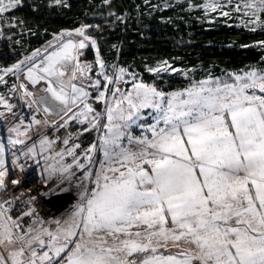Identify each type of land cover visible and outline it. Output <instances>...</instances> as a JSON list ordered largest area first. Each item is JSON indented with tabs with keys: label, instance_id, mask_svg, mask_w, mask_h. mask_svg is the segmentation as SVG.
I'll use <instances>...</instances> for the list:
<instances>
[{
	"label": "snow or ice",
	"instance_id": "obj_1",
	"mask_svg": "<svg viewBox=\"0 0 264 264\" xmlns=\"http://www.w3.org/2000/svg\"><path fill=\"white\" fill-rule=\"evenodd\" d=\"M21 5L22 0H0V16ZM189 6L230 16L216 0ZM234 10L249 17L241 18L245 27L264 28V0H243ZM91 27L54 33L47 47L0 69V84L7 86L5 77L14 76L8 91H19L30 110L29 116L18 114L0 94V118L7 121L8 113L17 121L7 127V145L0 139V189L8 190L6 175L16 186L12 191L29 188L37 176L28 160L36 167L43 161L40 176L49 179L67 174L71 181L74 166L83 172L76 201L49 226L43 219L25 226L22 217L34 209L13 219L10 200L0 201V264H264V66L209 75L165 92L125 67L109 65ZM256 43L264 48V40ZM88 47L95 49L94 62L81 60ZM146 70L188 75L167 60ZM29 85H40L43 94ZM93 102L102 103L103 111ZM146 109L154 113L153 123L139 127L151 136L133 137L127 130ZM70 122L88 126L65 136V147L54 152L60 137L50 139L47 128L59 131ZM101 128L99 145L93 142L79 154L80 143L68 146L71 135ZM33 131L35 138L29 136ZM125 135L135 150L123 146ZM17 145L22 147L11 152L9 167L8 146ZM97 150L103 158L93 171L88 165Z\"/></svg>",
	"mask_w": 264,
	"mask_h": 264
},
{
	"label": "trees",
	"instance_id": "obj_2",
	"mask_svg": "<svg viewBox=\"0 0 264 264\" xmlns=\"http://www.w3.org/2000/svg\"><path fill=\"white\" fill-rule=\"evenodd\" d=\"M111 6L117 15L128 12L129 17L124 22L106 19L107 7L102 0H64L60 5L23 2L6 14L10 27L6 28L0 42V69L10 67L40 48L53 38L54 33L82 24L92 25L89 32L93 35L95 30L99 31L97 42L107 63L135 68L144 82H154L166 92L187 87L192 80L198 81L207 75L222 77L227 72L264 66L261 65L264 48L256 43L264 40V30L252 31L222 20L198 22L177 18L172 22H161L159 18L169 12L152 19H138L132 15L133 6L128 0L113 1ZM84 60H93L91 50ZM164 60L172 67L193 71L192 80L179 73L154 80L144 70V65Z\"/></svg>",
	"mask_w": 264,
	"mask_h": 264
},
{
	"label": "rangeland",
	"instance_id": "obj_3",
	"mask_svg": "<svg viewBox=\"0 0 264 264\" xmlns=\"http://www.w3.org/2000/svg\"><path fill=\"white\" fill-rule=\"evenodd\" d=\"M25 1H27V2H39L40 1V2H47L50 5H60L63 3L64 0H61L60 4H56L55 0H22V4ZM102 1H103L105 8L107 7V11L104 15V16H106V19L112 18V20L114 22H116L118 20H120L121 22H124L129 17L128 12H126L125 15H117L113 11V8L111 6V2H113V1L118 2L120 0H110V2L107 4L104 3V0H102ZM128 2L130 5L133 6L132 15L135 17L137 16L138 19H139V17L140 18H146V19H152L156 15L162 16V13L169 12V15L164 16V17H160L159 20L161 22H172L171 20H175L177 18H186V19L190 18V19H194L195 21H198V22H214L215 20H222V22H226V23L232 22V23L236 24L237 26H242L246 29H251V27H252L251 25H249L248 27H245L244 24L241 23V18H243L245 22L249 18V17L243 16V11L236 12L234 10L235 5L237 3L242 4L243 0H231V4H228V0H216V2H218V3L227 5L223 10L230 12L229 17L221 16L219 14V10L215 11V12H213L211 10L205 11L203 8H195V7L189 6L190 4L202 5L206 2V0H147V2H146V0H128ZM110 13H115V15H110ZM6 14L3 16H0V33H2V34H0V42L2 41L3 37L5 36L6 28L10 27L7 24ZM118 17H119V19H118ZM106 22L109 23L108 25H110V26L113 25V22H108V21H106ZM256 30H264V28L257 26ZM88 32H89V30H88ZM97 33H99L98 30H95L94 35L89 32V34L92 35L98 41L99 37L97 36L98 35ZM13 36H14V34H13ZM52 40H53V38L50 39L49 41H52ZM48 42H46L40 48L43 49L44 47H47ZM90 50L92 51V54H93V60L87 61V62H94L95 61V49H93L91 47H88L86 50H84V54H83V56H81L82 61H85L84 57L86 56V54ZM26 56H24V57H26ZM24 57H22L21 60H23ZM158 62L159 61H156L150 66L144 65V70L147 72V74L149 76H153L155 78L154 80H157V78L160 76H164V75H168V74L179 73L180 75L184 76L180 72L161 73L160 76H156L155 74L150 73L146 70V66L147 67H156ZM108 64L111 65L113 63H108ZM169 64H171V63L169 62ZM118 67H122V66H118ZM125 68L128 69L129 72L138 74V77L141 78L140 73L135 68H130V67H125ZM109 74H111V70L109 71ZM193 75H194L193 71H188V75L184 76V77L190 78L192 80ZM208 76L209 75L205 76L204 78H206ZM93 77H95V66H94ZM124 78L128 79V80L131 79V77H129L127 75ZM204 78H202V79H204ZM5 79L8 80L9 83L7 86L0 84V94H4L6 96V98L9 99V102L16 106L13 109V111L17 112L18 114L22 112L25 116H29L30 110L24 106V101L21 99L19 91L16 94H12L8 91V89L11 87V84L16 82L15 77L12 76L11 74H9L8 76L5 77ZM21 79H23V76L21 77ZM38 86L39 85L36 86V89H32V86L29 85V88H30V90L36 91L37 95L42 94L38 90ZM120 87L122 89L125 87H130V84L129 85L121 84ZM90 91H92L93 96L96 94L94 90L90 89ZM167 92H169V91H167ZM93 103H94V107H96L97 110L103 111L104 105L102 103H95V102H93ZM3 110H4L3 106H0V111H3ZM6 115L9 117L7 121H5L3 118H0V137L1 136H8L9 133L7 132V127H9L12 124H15L17 122L15 119H12L10 114L6 113ZM42 115H43L42 113L38 114V118H42ZM153 116H154V113L152 112L151 109L144 110L143 118L140 121H138L136 124H132L130 129H128L127 131H130L131 134L133 135V137H141L143 135H148L150 137L151 133L146 131L145 129H142L141 127H139V124L140 123L152 124L153 123ZM103 122H106V120H103ZM50 129H51V127H48L47 131H49ZM34 131H35V129H34ZM34 131L29 132L30 137L35 138L34 137ZM40 131H45V129L40 128ZM103 132H104V130L101 128L99 134L97 135V145H99V142H100L99 141V135H102ZM28 144L30 145L31 142L29 141ZM122 144L124 147H131L133 150H135L137 148L135 141H133L132 144H129V140H128L127 135H125L122 138ZM21 147L22 146L15 147L14 150L16 151L17 149H19ZM102 158H103V153L100 152L99 150H97L93 154L92 163L90 165H88V167L91 168L93 171H95L96 169H98L100 167V160ZM77 195H78V192H64L62 195H57L56 197H54L53 201H52V207H53L54 211H53V215L51 216V218L49 220H54L56 218H62V216L66 212V210L69 209L71 207V205L76 201ZM45 226H49L47 224V221L45 223ZM51 227L54 228L55 226L51 225ZM109 242H111V238L109 239ZM0 250H3V249L0 248ZM171 251L174 252V251H176V249L172 248Z\"/></svg>",
	"mask_w": 264,
	"mask_h": 264
},
{
	"label": "built area",
	"instance_id": "obj_4",
	"mask_svg": "<svg viewBox=\"0 0 264 264\" xmlns=\"http://www.w3.org/2000/svg\"><path fill=\"white\" fill-rule=\"evenodd\" d=\"M103 122V121H102ZM87 124L80 125L75 122H70L66 128L59 129V131L51 128L47 131L49 138H54L56 136L60 137V140H57L53 151H60L61 148L65 147L62 144V140L65 136H69L70 134H74L82 131L84 127H87ZM97 131L93 130L87 133H83V135L77 138L75 135H71L70 144L71 143H80L81 148L77 150V154L83 152L84 148H86L89 144L95 142L97 144ZM30 146V145H29ZM15 151L14 149L10 150L7 155L8 166L11 167V152ZM47 155V153H45ZM83 160V157L81 158ZM72 157H65V163H71ZM21 162H24V158H21ZM48 163H52V161H48ZM27 164L32 166L34 169L35 175L37 179H35L30 185L29 188L21 187L19 191H12L16 186L11 183V180L6 175L5 177V185L7 186V191L0 189V201L4 199H9V205L6 207L9 208V215L13 217V219L21 216L22 213L28 212V210L34 209L31 216H23L22 223L27 226L31 224L33 219H43L45 222L48 221L53 215V207L52 201L53 198L57 195H62L64 192H78L77 190V180H79L83 172L82 170L77 169L75 166L72 168V172L75 174L74 178L69 181L64 177L67 174H57L50 179L47 178V174H44V177L40 176L41 167L44 162L41 161V167H36L34 161L28 160ZM58 166V165H57ZM16 176H19L20 173L15 172ZM30 189V190H29ZM23 193V195H22ZM15 197H19V199H14ZM31 197H35L34 200L29 203V199Z\"/></svg>",
	"mask_w": 264,
	"mask_h": 264
},
{
	"label": "water",
	"instance_id": "obj_5",
	"mask_svg": "<svg viewBox=\"0 0 264 264\" xmlns=\"http://www.w3.org/2000/svg\"><path fill=\"white\" fill-rule=\"evenodd\" d=\"M39 88H40V85L38 86V90H39ZM38 95H41V94H38ZM50 118H52V117H50ZM0 139H3L4 143L7 145V136H1ZM16 147H20V145H17ZM12 149H14V148H12L11 146H8V152L6 153V156L8 155L9 151Z\"/></svg>",
	"mask_w": 264,
	"mask_h": 264
},
{
	"label": "crops",
	"instance_id": "obj_6",
	"mask_svg": "<svg viewBox=\"0 0 264 264\" xmlns=\"http://www.w3.org/2000/svg\"><path fill=\"white\" fill-rule=\"evenodd\" d=\"M110 239V238H109Z\"/></svg>",
	"mask_w": 264,
	"mask_h": 264
}]
</instances>
